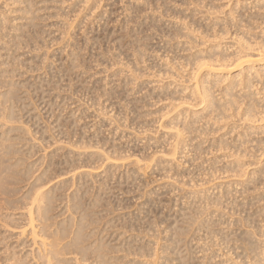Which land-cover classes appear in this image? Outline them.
<instances>
[{"label": "rangeland", "instance_id": "374dc122", "mask_svg": "<svg viewBox=\"0 0 264 264\" xmlns=\"http://www.w3.org/2000/svg\"><path fill=\"white\" fill-rule=\"evenodd\" d=\"M30 1L0 0V30H5L0 31V65H4L0 66V96L10 88L15 94L7 106L13 110L12 120L0 133L7 138L3 144L14 151L4 155L6 163L17 172L13 182L5 184L12 190L10 204L0 211V264H18L17 260L38 264L31 255V237L20 233L27 222L26 196L39 187L51 196L50 231L64 228L68 240L80 229L83 245H103L101 256L107 264H238L237 259L242 264H264V232L260 231V227L264 230V176L251 174L262 167L253 164L258 154L251 147L256 145L253 138L264 139V120L251 123L256 133L247 138L250 147L245 146L253 154L245 151V159H234L235 150H242L238 145L242 139L235 146L234 134L248 123L242 124L239 117L240 124L234 123L237 118H233L231 123L225 120L228 128H224L214 115H201L202 105L192 95V56L220 42L207 18L217 19L215 30L222 28L234 4L225 0L210 5L209 0ZM243 11L232 10L231 19L246 16ZM234 20V24L225 22L229 34L221 40V48L228 45L232 32L243 30ZM223 73L215 75L221 81V87L212 90L215 96L228 82L223 80L229 75ZM190 124L200 132L182 133L187 148L177 156L178 162L170 163L165 157L172 133ZM217 126L224 128L222 133ZM231 127L237 132L229 137ZM225 135L226 141L234 139L229 141L233 147L222 149L226 153L215 147ZM236 160L242 164L235 165ZM131 161L149 168L138 175ZM230 165L237 166V177L227 168ZM241 167L244 176L239 177ZM246 177L255 178L254 186L253 181L248 185ZM247 231L250 235L255 231L254 239ZM243 237L260 246L248 244L247 238L246 243ZM63 258L61 264H74L80 257L73 253ZM254 258L262 259L259 263ZM84 260L83 264L92 263L93 252Z\"/></svg>", "mask_w": 264, "mask_h": 264}, {"label": "bare ground", "instance_id": "6f19581e", "mask_svg": "<svg viewBox=\"0 0 264 264\" xmlns=\"http://www.w3.org/2000/svg\"><path fill=\"white\" fill-rule=\"evenodd\" d=\"M32 1V0H31ZM30 1V2H31ZM214 2H218V1H222V0H209V5L210 3L212 4ZM226 2H228V5L230 3L234 4L233 9H231L229 12H228V16L229 18H225V22H229L230 23V20L231 22L233 23V20L234 19H231V16L233 15L232 13V10L236 11L237 10H244L245 12H247V15L245 16V13H244V16L240 15L238 18L239 20L235 21V22H239L240 26L243 27V30L241 32H239V30H235L234 32L231 33V35L229 36V39H230V42L229 43H226L228 45L226 46H222V48L220 47V42L221 40H224V37L227 36L229 34V32L227 31V29L225 28V22L222 24V28H219L217 30H215V27L217 26V22H216V18L214 19H211L210 17H208L207 19H209V21L212 22L211 26H214L213 28V33L215 37L218 38V40H220V42L216 43V42H213L214 44H212L210 47L206 48V49H200V50H197L195 53H194V56H192V60H193V69L191 71H194V73H192L191 75V72L189 74V76L192 78L193 81H195V83L193 84V92H192V95H194L198 100H199V105H202L201 107V115H203L205 117V115H214V119L215 121L220 125V123L222 122L224 126V128H228L225 126V123L226 121H228V123H231L233 121H231V119H235L237 118L234 123H236V121L238 120V117L240 118L241 121H243L242 124H244V121L245 123L247 122L248 124L245 125V127L243 126H240L241 128H243L240 132L236 133L237 131L240 130V127L238 129V127H235V126H238L237 124L234 125L235 128H237L236 130L234 129V127L232 129H229V131H227V134H229V137H232L230 135H232L233 133H236L234 134L235 135V139H237L236 141H233L231 138L229 139V141H233V142H237L238 143V140L239 139H242V140H239L241 142L238 143L239 147L242 148V150L240 151V148H238V150H235L236 152L233 154V158L234 157H237V158H240V157H245V154L246 152L245 151H249L250 148H246V146L248 144H251V141L249 140L250 137L252 134L255 135V133H253V129L256 130V126H252L251 123H254L255 122H259L264 120V0H225ZM14 2V1H13ZM29 2V1H28ZM192 2V0H191ZM199 3V1H197ZM224 2V1H222ZM10 3V2H9ZM7 3V4H9ZM196 3V2H195ZM198 3V4H199ZM18 4V3H16ZM21 4V3H20ZM203 4V3H202ZM214 4V3H213ZM5 5V4H4ZM11 5V4H10ZM15 5V3H14ZM13 5V6H14ZM12 6V5H11ZM12 6V7H13ZM241 6V7H240ZM16 7V6H14ZM25 7V6H24ZM28 7V6H27ZM30 7V6H29ZM28 7V8H29ZM26 8V7H25ZM34 8V7H32ZM211 8V6H210ZM240 8V9H239ZM213 9V8H212ZM216 9V8H215ZM23 10V9H22ZM25 10V9H24ZM197 10V9H196ZM195 10V11H196ZM8 11V10H6ZM205 11V10H204ZM243 11V12H244ZM35 12V11H34ZM197 12V11H196ZM32 13V12H31ZM201 13V12H200ZM205 13V12H204ZM208 13V12H207ZM235 13V12H234ZM15 14V13H14ZM20 14V13H19ZM27 14V13H26ZM3 15V14H2ZM13 15V14H12ZM17 15V14H16ZM24 15V14H23ZM29 15V13H28ZM34 15V14H33ZM204 15V14H203ZM207 15V14H206ZM5 16V15H4ZM9 16V15H8ZM27 16V15H26ZM25 16V17H26ZM31 16V15H30ZM29 16V17H30ZM234 16V15H233ZM36 18V17H35ZM233 18V17H232ZM2 19V17L0 18ZM6 19V18H5ZM30 19V18H29ZM34 19V18H33ZM236 19V18H235ZM214 20V21H213ZM222 20V19H221ZM3 21V19H2ZM1 21V22H2ZM6 21V20H5ZM208 21V20H206ZM27 22V21H26ZM16 23V22H15ZM228 23V24H229ZM2 24V23H1ZM0 24V25H1ZM227 24V23H226ZM234 24V23H233ZM232 24V25H233ZM4 25V24H3ZM6 25V23H5ZM23 25V24H22ZM32 26V25H31ZM209 26V25H208ZM209 26L208 29L211 27ZM234 26V25H233ZM236 26V25H235ZM30 27V26H29ZM1 28V27H0ZM3 28V26H2ZM11 28V27H10ZM25 29V28H24ZM239 29V28H238ZM4 30V29H2ZM0 30V31H2ZM13 30V29H12ZM18 30V29H17ZM15 30V31H17ZM20 30V29H19ZM32 30V28H31ZM21 31H23V28L21 29ZM5 32V30L3 31ZM7 32V31H6ZM14 32V31H13ZM23 32H21L22 34ZM26 33V32H25ZM10 34V33H8ZM31 34V33H30ZM29 35V33H28ZM27 35V36H28ZM34 35V34H33ZM36 35V34H35ZM21 36V35H20ZM23 36V35H22ZM37 36V35H36ZM2 37V36H1ZM0 37V39H1ZM7 37V36H6ZM10 37V36H9ZM25 37V36H24ZM29 37V36H28ZM13 38V37H12ZM26 38V37H25ZM23 39V38H22ZM30 39V38H29ZM31 39H34L31 38ZM36 39V37H35ZM3 40V39H2ZM7 40V39H6ZM11 40V39H10ZM14 40V39H13ZM12 40V41H13ZM17 40V38H16ZM25 40V39H24ZM5 41V40H4ZM15 41V40H14ZM13 41V42H14ZM18 41V40H17ZM15 41V42H17ZM27 41V40H26ZM32 41V40H30ZM20 42V41H19ZM18 42V43H19ZM33 42V41H32ZM4 43V42H3ZM8 44V42H6ZM12 43V42H11ZM21 43V42H20ZM28 43H29V40H28ZM1 44V43H0ZM27 44V43H26ZM5 45V43H4ZM14 45V44H13ZM21 45V44H19ZM25 45V44H24ZM1 46V45H0ZM7 46V45H6ZM9 46V44H8ZM11 46V45H10ZM18 47V46H17ZM15 47V48H17ZM4 48V47H3ZM14 48V49H15ZM30 48V47H29ZM3 50V49H2ZM1 50V51H2ZM7 50V49H6ZM9 50V48H8ZM7 50V51H8ZM17 50H19L17 48ZM0 51V53H2ZM4 52V51H3ZM6 53V52H5ZM7 54V53H6ZM8 56V55H7ZM12 58V57H11ZM9 59V58H8ZM1 66V65H0ZM4 66V65H2ZM1 66V67H2ZM217 68H220V70H218ZM215 69L217 71H215ZM221 69L223 71H221ZM222 72H224L223 74L226 73V75H229L227 76L226 78H223L226 79V80H223L225 82H227L226 86L221 89V91L219 92V94L217 96L214 95V91L213 88H220L221 86L220 83L221 81L219 80L218 77H216L215 75L217 74H221ZM235 73V74H233ZM198 74V75H197ZM229 77V80L227 79ZM3 78V76H2ZM190 78V79H191ZM222 78V79H223ZM2 82V81H1ZM5 82V81H4ZM6 83H4L5 85ZM3 87V85H1ZM7 87H10V86H7ZM4 88V87H3ZM8 90V88H6ZM238 90V95H236V93L234 94V90ZM193 96V97H194ZM15 94H14V91L12 88H10L7 92H5L3 95L0 96V130L2 129V127H5V124H7L8 122H10V120H12V115H13V110H11L8 106V104L14 100L15 98ZM197 101V100H196ZM241 105L243 107H241ZM10 106V105H9ZM200 113V112H199ZM199 115V114H198ZM202 116V117H203ZM200 117V118H202ZM208 117V116H206ZM205 117V118H206ZM226 120V121H225ZM240 120H238L237 122L239 123ZM225 121V122H223ZM221 123V124H222ZM227 124V123H226ZM240 124V123H239ZM193 125V126H192ZM190 124V126H182V129H178V127L174 130V132L172 133V140L170 142V145H169V154L167 155L168 157H165L167 158V160L171 163L173 161H177V156L182 154L183 151L186 150L187 148V145H185L184 143V139L182 137V133L184 134V132L187 131H190V130H195L193 127H194V124ZM228 125V124H227ZM232 125V126H233ZM230 126V125H229ZM7 127V126H6ZM218 127V126H217ZM175 127H173L174 129ZM220 128V127H218ZM224 128L222 129L221 131V128L218 129V133H222ZM260 128V127H259ZM260 129H263V128H260ZM4 130V128H3ZM172 130V129H171ZM201 130V129H200ZM200 130H195V131H199ZM215 132H216V129H214ZM220 130V131H219ZM235 131V132H234ZM264 131V130H263ZM1 132V131H0ZM202 132H203V129H202ZM213 132V131H212ZM198 133V132H197ZM262 133V132H261ZM261 133H258L257 134H261ZM203 134V133H201ZM216 135V133H213ZM212 134V135H213ZM221 139H216V141L218 140V142H216V148L219 149V152L222 150V149H225L226 151V148L229 147V144L230 146H232L231 144L232 143H229V141H226V136ZM201 136V135H200ZM218 136V135H217ZM261 136L264 137V132L261 134ZM249 137V139H247ZM253 137V135H252ZM262 137H260L259 139H261ZM257 139V140H259ZM228 140V139H227ZM252 140V138H251ZM254 142L252 141V143H256L255 144H252L253 147H251V149L255 148L254 149V155H256V157L254 158L255 160H253V164H258V163H261L262 167L258 170L256 169L257 171H253L251 172L252 175L256 174V173H259V174H262L261 176H264V139L263 141H257L255 142L256 140L253 138ZM7 141V138L5 137V135H3V133H0V211L5 209L9 204H10V200L8 199L10 193L12 192L11 188L9 187H5V184L8 182L9 184H11L13 182V175L14 174H17V172L15 171V169H13L12 165L6 163L7 161L5 160L4 158V155H8L10 153H13L14 151L12 150L11 146H6L4 145L3 143ZM212 142V146H214V142ZM211 142L208 144L210 145ZM234 143V144H235ZM237 143L235 144V146L237 145ZM202 144V143H201ZM233 144V145H234ZM199 145V144H198ZM197 145V147H198ZM242 145H246L244 148ZM249 146V145H248ZM247 146V147H248ZM195 147V148H197ZM200 147V146H199ZM199 147L197 149H195L196 151H198ZM202 147V145H201ZM210 147V146H209ZM233 147V146H232ZM250 147V146H249ZM237 148V147H236ZM201 149V148H200ZM199 149V150H200ZM208 149V148H207ZM217 149V150H218ZM221 149V150H220ZM258 149V150H257ZM210 150V148H209ZM229 152L231 153L230 150H234V149H228ZM213 151V150H212ZM214 151H216V149H214ZM223 151V150H222ZM223 151V152H225ZM200 152V151H199ZM217 152V151H216ZM218 152V153H219ZM233 152V151H232ZM252 153L253 151H249V153ZM161 153V152H160ZM196 155H197V152H195ZM222 153V152H221ZM226 153V152H225ZM224 153V154H225ZM228 153V152H227ZM220 154V153H219ZM231 154V155H232ZM248 154V153H247ZM253 154V153H252ZM227 155V154H225ZM183 156V155H181ZM247 156V155H246ZM179 157V156H178ZM250 157V156H249ZM252 157V156H251ZM161 158V157H160ZM158 157V159H160ZM221 158V156H220ZM224 158V156H223ZM237 158H234V159H237ZM246 158V157H245ZM243 158V159H245ZM248 158V156H247ZM228 157L225 159H222V162L223 160H227ZM230 159V158H229ZM241 159V158H240ZM253 159V158H251ZM166 160V159H165ZM166 160V161H167ZM233 160V159H232ZM230 159V161H232ZM243 161V160H242ZM178 162V161H177ZM221 163V161H219ZM228 162V161H227ZM226 162V163H227ZM130 164H134L136 168L135 171L138 175H140L147 167L148 165H143V166H138V161H131L129 162ZM217 163V162H215ZM234 163V161H233ZM236 163H240L242 164L241 162H239L238 160H236L235 162V165ZM248 163H252L251 161L248 162ZM177 164V163H175ZM218 164V163H217ZM223 164V163H222ZM230 164V163H229ZM245 164V163H243ZM223 165H227L224 164ZM18 166V164L16 165ZM218 166V165H217ZM232 165L230 166H227V168L231 169V170H236V167H231ZM245 166V165H244ZM243 166V167H244ZM251 166V164H248L246 167V169H248L249 167ZM255 166V165H254ZM149 168V167H148ZM227 168H223V169H227ZM245 168V167H244ZM242 169L241 168H238L242 170H245V169ZM228 170V169H227ZM226 170V171H227ZM241 170H239L241 172ZM224 171V170H223ZM229 172H233V171H230L228 170ZM239 171H237V175L239 176L240 175H243L244 173H240ZM239 172V173H238ZM225 173V172H224ZM249 173V172H248ZM227 175H229L227 172L225 173ZM233 174V173H232ZM251 174H250V177H251ZM231 175V174H230ZM234 175H235V171H234ZM232 175V176H234ZM246 175V174H245ZM231 176V177H232ZM236 176V175H235ZM244 176V175H243ZM259 176V177H261ZM229 177V176H228ZM230 177V178H231ZM237 177V176H236ZM235 177V178H236ZM241 177V176H239ZM238 177V179H239ZM255 177V175H254ZM257 174H256V178H257ZM258 177V178H259ZM234 178V179H235ZM244 178V177H243ZM241 178V179H243ZM247 178V177H246ZM249 178V177H248ZM247 178V179H248ZM253 178V177H252ZM249 178V181H247V183H249L248 185L249 186H254V180L255 178ZM237 179V178H236ZM251 179V180H250ZM262 179V177L260 178ZM259 179V180H260ZM244 180V179H243ZM242 180V181H243ZM258 180V179H257ZM238 181V180H237ZM240 181V182H242ZM251 181H253L251 183ZM258 182V181H257ZM260 182V181H259ZM231 183V181H230ZM229 183V184H230ZM235 183V182H234ZM237 183V182H236ZM244 182H242L241 184H243ZM246 183V182H245ZM244 183V184H245ZM246 183V186L248 187ZM251 183V185H250ZM263 183V181L261 182ZM260 183V184H261ZM214 186V185H213ZM212 186V188H213ZM216 186V185H215ZM242 186V185H241ZM264 187V185H262ZM219 188H221L220 186H218ZM227 187V186H226ZM243 188H245V186H242ZM246 187V188H247ZM259 186H257L258 188ZM40 188L42 187H39L37 189H34L33 191H31V193L29 195L26 196V202H28L27 204L25 203V209H26V225L24 228H22V233L20 234H24L25 232L28 233L27 236L31 237V241L32 243L34 244V248L32 249L31 251V255H32V258L33 259H36L38 261V264H61L63 263L65 260V258H63L64 256L68 255V254H77L80 258L77 260V259H74V264H83L84 262H86V260H84L86 258V256L88 255L89 252H93L94 254V261L90 264H107L109 261L106 262V260L104 261L103 259V256H101V251H102V248H103V245L101 244H93V245H90V246H85L83 245V235L81 233V230L80 229H77L76 230V233L74 236H72L70 239H66V235L64 233V228L60 229V230H55V231H50L49 229V225L47 223L48 221V212L50 210V204H51V196L48 194V193H43V192H40ZM217 188V186H216ZM216 189V190H219ZM238 188V187H237ZM249 188V187H248ZM247 188V190H248ZM223 189V187H222ZM255 189V188H253ZM252 189V190H253ZM263 189V188H262ZM210 190V188H209ZM221 190V189H220ZM246 190V191H247ZM251 190V191H252ZM264 190V189H263ZM201 191V190H200ZM211 191H213L211 189ZM215 191V190H214ZM253 191H256V190H253ZM238 192V191H237ZM240 192H245L244 190L243 191H240ZM249 192V191H248ZM213 193V192H212ZM220 193V192H219ZM247 193V192H245ZM252 193V192H251ZM254 193V192H253ZM262 193V192H261ZM195 194V193H194ZM250 194V193H248ZM215 195V194H214ZM219 194H217L218 196ZM222 195V194H220ZM241 195V194H240ZM244 195V193H243ZM264 195V193H263ZM263 195L262 196V200L264 199L263 198ZM200 196V195H199ZM221 197V196H220ZM223 197V195H222ZM247 197V196H246ZM203 198V197H202ZM205 198L208 200V196H204V200ZM215 198V197H214ZM212 199V198H211ZM209 200V201H212V200ZM261 199V198H260ZM258 199V200H260ZM205 200V201H207ZM252 200V199H251ZM250 200V201H251ZM255 200V199H254ZM253 200V201H254ZM214 202L213 203V206L216 203L215 199L213 200ZM220 201V200H218ZM241 202V201H240ZM261 202V201H260ZM207 203V206L208 204L210 205L211 202H206ZM215 203V204H214ZM255 204V203H254ZM257 204V202H256ZM259 204V203H258ZM218 205V204H217ZM217 205H215L216 207H218ZM260 205V204H259ZM206 206V207H207ZM212 206V205H210ZM239 207V206H238ZM263 207V206H261ZM237 208V207H236ZM264 209V208H263ZM245 210V209H244ZM256 210V209H255ZM260 210V209H259ZM240 211V210H239ZM264 211V210H263ZM261 211V212H263ZM244 212V211H243ZM261 212H258L261 214ZM264 213V212H263ZM262 213V214H263ZM193 214V213H192ZM190 214L189 217H196L194 215H196L194 213V215ZM262 214L260 216H262ZM264 215V214H263ZM241 216V215H240ZM246 216H248L246 214ZM257 216V215H255ZM259 216V215H258ZM238 217V216H237ZM249 217V216H248ZM263 217V216H262ZM252 218V216H251ZM185 219V218H184ZM248 221L249 219L246 218ZM255 219V217L253 218ZM256 219H258L256 217ZM255 219V220H256ZM188 220V219H187ZM211 220V219H210ZM246 220V222L243 224L244 226L247 227V223L248 221ZM185 221V220H184ZM192 220L190 219L188 222H191ZM241 221V220H239ZM239 221H238V224H239ZM243 221V220H242ZM251 222V220L249 221V223ZM262 222V221H261ZM253 223V221H252ZM250 223V224H252ZM258 223V221H257ZM260 223V222H259ZM264 223V222H262ZM261 223V224H262ZM229 225V224H228ZM231 225V224H230ZM235 226V225H234ZM237 226V224H236ZM241 226V225H240ZM242 226V227H244ZM254 226V225H253ZM230 227V226H229ZM252 227V226H251ZM256 227V226H254ZM253 227V228H254ZM260 227V226H259ZM264 227V226H263ZM232 228V227H230ZM235 228V227H234ZM233 228V229H234ZM262 227H260V231L261 232H264V230L262 231L261 230ZM237 231V230H236ZM239 231V230H238ZM257 231V230H256ZM259 231V230H258ZM229 232V231H228ZM227 232V233H228ZM244 232V230H243ZM251 232V231H250ZM246 233H248V237L249 236H252L254 232L250 233L247 231ZM258 233V232H256ZM260 233V232H259ZM230 234V233H229ZM237 234V232H236ZM241 234V233H240ZM261 234V233H260ZM260 234H259V237H260ZM221 235V234H220ZM232 235V234H231ZM234 235V234H233ZM242 235V234H241ZM246 235V234H245ZM255 235V234H254ZM264 235V234H262ZM224 236V235H223ZM256 236H258L256 234ZM231 237V236H230ZM233 237V236H232ZM237 237V236H236ZM242 237V236H241ZM262 237V236H261ZM235 238V237H234ZM247 238V237H246ZM245 237H243V241H245L246 239ZM257 238V237H256ZM264 238V237H262ZM225 239V238H224ZM227 239V238H226ZM231 239V238H230ZM241 239V238H240ZM239 239V241H240ZM254 239V237L252 236L251 240ZM222 240V239H220ZM232 240V239H231ZM230 240L231 243H233L232 241ZM242 240V239H241ZM246 240H248L249 242V239L247 238ZM234 241V240H233ZM237 241V240H236ZM241 241V242H243ZM247 243V241H245ZM262 242V241H261ZM225 243V242H224ZM229 243V241H228ZM227 243V244H228ZM239 243V242H238ZM252 244L253 242H249L248 244ZM255 243V242H254ZM253 243V246L255 247V244L257 247H259L260 243L258 244L257 241L256 243L254 244ZM148 244V243H147ZM244 245L245 243H241V245ZM258 244V245H257ZM263 244V242H262ZM224 245V244H223ZM237 245L236 247H238V244H235ZM264 245V244H263ZM147 247H149L150 245H146ZM144 246V247H146ZM248 246V245H247ZM246 246V247H247ZM251 246V245H249ZM248 246V247H249ZM154 247V246H153ZM241 248H243L244 246H240ZM256 247V248H257ZM239 248V247H238ZM252 248V247H251ZM249 248V250L251 249ZM34 249L36 252H34ZM147 249V248H146ZM151 248H149V251H150ZM235 249V248H234ZM245 249V248H244ZM255 249V248H254ZM258 249V248H257ZM255 249V250H257ZM261 249H262V252L264 253L263 251V246H261ZM148 250V249H147ZM155 250V249H154ZM229 250V249H228ZM232 250V249H231ZM241 250V249H239ZM248 249L246 248L245 251H247ZM152 251V250H151ZM164 251V253H166L165 250H162V252ZM230 251V250H229ZM235 251H238V250H235ZM234 251V252H235ZM253 251V249L251 250ZM259 252V249L257 250ZM183 252V251H182ZM228 252V251H226ZM244 252V250H243ZM248 252V251H247ZM181 253V252H180ZM238 253V252H237ZM246 253V252H245ZM245 253H243L245 255ZM257 253V252H256ZM155 254V252H154ZM249 254H253L252 253H249ZM177 255V253H176ZM227 255V254H226ZM231 255L228 253V256ZM243 255V256H244ZM248 255V254H247ZM254 255H259L260 257V253L259 254H253ZM168 256V255H167ZM246 256V255H245ZM244 256V257H245ZM256 256V257H257ZM261 256H262V253H261ZM150 257V256H149ZM148 257V258H149ZM154 257V256H153ZM179 256H177L178 258ZM231 257V256H230ZM237 257V255H236ZM235 257V258H236ZM240 257V256H239ZM242 257V255H241ZM243 257V258H244ZM248 257V256H247ZM251 257V256H250ZM167 258V257H166ZM219 258V257H218ZM229 258V257H228ZM158 259V258H157ZM162 259V258H160ZM165 259V257H164ZM168 259V258H167ZM166 259V260H167ZM179 259V258H178ZM220 259V258H219ZM224 259V258H223ZM226 259V258H225ZM242 259V258H240ZM253 259V258H252ZM256 258H254V261H255ZM258 259V257H257ZM256 261H259L257 260ZM260 259V258H259ZM262 259V258H261ZM261 259L259 261V263L261 262ZM181 260V259H179ZM231 260V258H230ZM236 260V259H234ZM239 262L238 264H242L239 260L237 259ZM246 260V259H245ZM249 260V259H247ZM159 261V260H158ZM163 261V260H162ZM165 261V260H164ZM182 261V260H181ZM24 261H18L17 260V263L18 264H22ZM72 262V261H71ZM70 262V264H71ZM144 262V261H143ZM151 262V261H149ZM166 262V261H165ZM169 262V260H168ZM226 262V261H225ZM228 262V261H227ZM233 262V260H232ZM247 261H245V264H246ZM251 262V261H250ZM249 262V263H250ZM132 263V262H131ZM137 263V262H135ZM162 263V262H161ZM160 263V264H161ZM167 263V262H166ZM180 263V261H179ZM224 263V262H223ZM231 263V262H230ZM235 262H233L234 264ZM247 263V264H249ZM252 263V262H251ZM257 263V262H256ZM256 263H252V264H256ZM37 264V263H36ZM140 264V263H139ZM143 264V263H142ZM145 264H148L145 262ZM152 264H155V262H153ZM159 264V263H158ZM164 264V263H163ZM169 264V263H167ZM262 264V263H261Z\"/></svg>", "mask_w": 264, "mask_h": 264}]
</instances>
